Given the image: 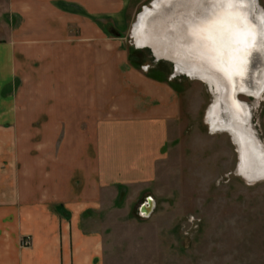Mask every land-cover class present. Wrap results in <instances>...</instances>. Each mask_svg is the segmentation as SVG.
<instances>
[{"label": "crops", "instance_id": "obj_1", "mask_svg": "<svg viewBox=\"0 0 264 264\" xmlns=\"http://www.w3.org/2000/svg\"><path fill=\"white\" fill-rule=\"evenodd\" d=\"M147 1L0 0V264H103L92 216L156 177L177 94L96 25Z\"/></svg>", "mask_w": 264, "mask_h": 264}, {"label": "rangeland", "instance_id": "obj_2", "mask_svg": "<svg viewBox=\"0 0 264 264\" xmlns=\"http://www.w3.org/2000/svg\"><path fill=\"white\" fill-rule=\"evenodd\" d=\"M151 2L142 4L118 32L111 20H96L106 36L122 41L129 64L167 82L180 105L147 191L127 208L122 193L110 209L91 218L96 222L91 230L103 234V264H264V180L241 177L233 139L208 126L213 101L208 86L135 45L132 27ZM2 18L14 19L8 13L0 17L1 24ZM246 98L240 101L251 109L250 124L264 150V92L258 100ZM148 198L155 204L146 218L139 210Z\"/></svg>", "mask_w": 264, "mask_h": 264}, {"label": "bare ground", "instance_id": "obj_3", "mask_svg": "<svg viewBox=\"0 0 264 264\" xmlns=\"http://www.w3.org/2000/svg\"><path fill=\"white\" fill-rule=\"evenodd\" d=\"M131 34L139 50L150 48L157 62H173L177 73L208 86V126L233 139L241 177L264 180V150L251 109L240 101V93L258 100L264 92V12L257 0H155ZM149 199L141 210L146 215Z\"/></svg>", "mask_w": 264, "mask_h": 264}, {"label": "water", "instance_id": "obj_4", "mask_svg": "<svg viewBox=\"0 0 264 264\" xmlns=\"http://www.w3.org/2000/svg\"><path fill=\"white\" fill-rule=\"evenodd\" d=\"M150 5H151V4H150ZM148 49L151 50L150 48H148ZM151 52L153 53L152 50H151ZM153 56L155 57L154 54H153ZM155 58H156V57H155ZM169 62H170V61H169ZM172 63H173V62H172ZM240 94L243 95V96H245V97L247 96V95L244 94V93H240ZM236 96H237V95H236ZM247 98H254V96H247ZM149 200H150V199L148 198V199H147V203L142 204L141 207H140L139 213H140V215H141L142 217H146V218L149 217V215H150V214L152 213V211H153V209H152V210L150 211V214H148V215L143 214L142 211H141L142 208H143L146 204H147L148 206L150 205V204H149V203H150ZM152 208H154V203H153V207H152Z\"/></svg>", "mask_w": 264, "mask_h": 264}, {"label": "trees", "instance_id": "obj_5", "mask_svg": "<svg viewBox=\"0 0 264 264\" xmlns=\"http://www.w3.org/2000/svg\"><path fill=\"white\" fill-rule=\"evenodd\" d=\"M55 210H56V212H58L59 214H61L63 216H66V217L68 216L67 214H65V211L60 207H56Z\"/></svg>", "mask_w": 264, "mask_h": 264}, {"label": "built area", "instance_id": "obj_6", "mask_svg": "<svg viewBox=\"0 0 264 264\" xmlns=\"http://www.w3.org/2000/svg\"><path fill=\"white\" fill-rule=\"evenodd\" d=\"M144 204V203H143ZM30 244V242L28 241V240H25L24 242H23V245L24 246H28Z\"/></svg>", "mask_w": 264, "mask_h": 264}]
</instances>
